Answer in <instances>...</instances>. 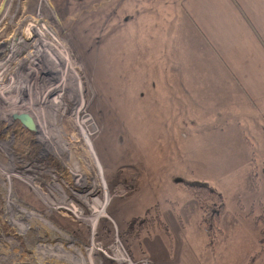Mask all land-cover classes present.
I'll return each mask as SVG.
<instances>
[{"label": "rangeland", "instance_id": "374dc122", "mask_svg": "<svg viewBox=\"0 0 264 264\" xmlns=\"http://www.w3.org/2000/svg\"><path fill=\"white\" fill-rule=\"evenodd\" d=\"M181 3L7 0L0 264H152L146 245L153 238L161 249V236L173 245L171 217L186 206L179 200H196L188 186L215 187L197 181L189 155L197 129L176 127L177 94H167L173 80L159 61L163 26L152 10L172 13Z\"/></svg>", "mask_w": 264, "mask_h": 264}, {"label": "crops", "instance_id": "0c3cea01", "mask_svg": "<svg viewBox=\"0 0 264 264\" xmlns=\"http://www.w3.org/2000/svg\"><path fill=\"white\" fill-rule=\"evenodd\" d=\"M171 11L152 15L161 16L159 61L173 80L167 94H177L176 127L197 129L189 143L197 181L224 192L226 210L209 246L199 203L187 194L171 217L173 245L161 236L160 249L152 238L146 253L152 264H249L261 250L254 222H264V213L254 216L259 199L264 205V0H182Z\"/></svg>", "mask_w": 264, "mask_h": 264}, {"label": "trees", "instance_id": "16d2710c", "mask_svg": "<svg viewBox=\"0 0 264 264\" xmlns=\"http://www.w3.org/2000/svg\"><path fill=\"white\" fill-rule=\"evenodd\" d=\"M188 187L201 208L202 223L208 234L209 246H214L221 234V229L218 226L226 207L224 196L217 188L209 184L203 183ZM142 221L140 224L143 227L148 220ZM261 245V250L251 258L249 264H256L258 259L264 256V229L261 230ZM261 259L264 261V257ZM262 260L259 261L260 264H262Z\"/></svg>", "mask_w": 264, "mask_h": 264}, {"label": "bare ground", "instance_id": "6f19581e", "mask_svg": "<svg viewBox=\"0 0 264 264\" xmlns=\"http://www.w3.org/2000/svg\"><path fill=\"white\" fill-rule=\"evenodd\" d=\"M6 44H7V46H6ZM9 46H10L9 41H5L3 43L2 50H0V61L5 59V57L7 56ZM84 119L86 121L85 124H86L89 132H92L95 129L96 125L93 123V121L91 120V118L89 116L85 115Z\"/></svg>", "mask_w": 264, "mask_h": 264}, {"label": "water", "instance_id": "95a60500", "mask_svg": "<svg viewBox=\"0 0 264 264\" xmlns=\"http://www.w3.org/2000/svg\"><path fill=\"white\" fill-rule=\"evenodd\" d=\"M6 2H7V0H4V2H3V4L1 5V8H0V16H1V14H2V12H3V10H4V8H5V5H6ZM18 116H15V118H17ZM21 117H25V119H22L23 120V122H24V124L27 126V127H29V126H31V124L28 122H26V120H27V116H25V115H21L20 116V118ZM34 129V128H33ZM33 129H31V130H33Z\"/></svg>", "mask_w": 264, "mask_h": 264}]
</instances>
